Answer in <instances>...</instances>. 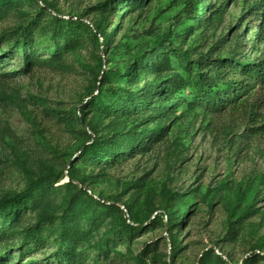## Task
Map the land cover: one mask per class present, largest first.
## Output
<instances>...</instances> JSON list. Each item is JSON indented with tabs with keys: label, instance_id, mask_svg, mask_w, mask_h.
Masks as SVG:
<instances>
[{
	"label": "rangeland",
	"instance_id": "obj_1",
	"mask_svg": "<svg viewBox=\"0 0 264 264\" xmlns=\"http://www.w3.org/2000/svg\"><path fill=\"white\" fill-rule=\"evenodd\" d=\"M254 5L0 0V264H264Z\"/></svg>",
	"mask_w": 264,
	"mask_h": 264
},
{
	"label": "trees",
	"instance_id": "obj_2",
	"mask_svg": "<svg viewBox=\"0 0 264 264\" xmlns=\"http://www.w3.org/2000/svg\"><path fill=\"white\" fill-rule=\"evenodd\" d=\"M261 1H263V6H264V0H261ZM261 9H260L261 11H259V5H254L253 8H251L252 14H253V20L256 18L262 19L263 24L257 25L258 27H264V11H263L264 7ZM207 20H204V23H207ZM184 56H187V55L184 54ZM233 76L247 77L245 81L246 83H243L245 85L247 84V86L242 88L243 90L245 89L244 90L245 92H247L246 90L252 89L257 85H259L260 88L264 89V60H259L258 62L248 61L246 63H236L235 65L226 66L222 76L220 77L223 80V84H226V86H228L225 88L226 91H224L223 95L217 92L215 96L210 97L208 101H211L212 104H217L220 101L229 102L230 100H236L242 93L241 91L242 83L237 81L238 83H236V85L234 86L228 85L229 84L228 81ZM199 77H200L199 75L193 76V78H195V84L199 82ZM218 85L219 83L216 80L215 86H218ZM210 90H213V89H210ZM210 90L206 91V94H210L211 93ZM253 128H254L253 129L254 135H259L261 133H264V123L262 125H257ZM42 181H43V178L32 181L31 184H29V186L23 192H21L19 195L15 197V199L12 198V199L0 200V212L1 211L6 212L12 200L23 202L25 198H27L28 196L34 194L36 191H40V186L42 185L41 184Z\"/></svg>",
	"mask_w": 264,
	"mask_h": 264
}]
</instances>
